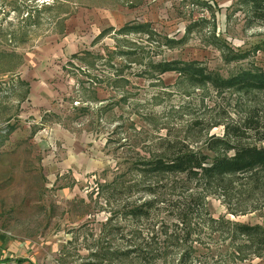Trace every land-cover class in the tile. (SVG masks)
Segmentation results:
<instances>
[{"label":"rangeland","instance_id":"374dc122","mask_svg":"<svg viewBox=\"0 0 264 264\" xmlns=\"http://www.w3.org/2000/svg\"><path fill=\"white\" fill-rule=\"evenodd\" d=\"M166 61L264 70V19L243 0H0V230L20 257L264 264V169L211 184L145 171L184 144L213 156L231 126L264 148V91L150 65Z\"/></svg>","mask_w":264,"mask_h":264},{"label":"trees","instance_id":"16d2710c","mask_svg":"<svg viewBox=\"0 0 264 264\" xmlns=\"http://www.w3.org/2000/svg\"><path fill=\"white\" fill-rule=\"evenodd\" d=\"M244 3L249 5V12L252 18L258 17L264 19V0H243ZM142 26L137 27L140 29ZM125 31L121 29V32ZM122 56H134V51H120ZM247 55L242 53L241 56ZM235 57H239L237 54ZM234 58V57H233ZM154 69L159 70L161 73L166 71H176L184 78L191 80L193 83L204 85L205 83H212L215 87L221 89L234 88L239 91L263 90L264 91V70H241L226 78H220L215 74L206 72L202 67H194L185 62H159L150 64ZM150 67V66H149ZM254 116V115H253ZM244 126L250 130H254L258 134L259 127H257L253 117H247L244 121ZM244 130L240 126H231L227 129V137H213L208 142L207 150L214 152L213 156L202 152H195L186 144L179 148L167 158H158L150 163L145 171L165 173V174H181L190 179L201 180L209 184L214 181H219L229 176V174H237L249 172L252 170L264 169V148L257 147L248 143H241L235 141L242 137ZM236 138V139H235ZM264 139V136L260 137ZM235 139V140H233ZM232 151V153H228ZM147 210L142 208L132 209L130 214L132 217L140 218L146 215ZM182 215V214H180ZM182 222L185 223L186 219L182 216ZM244 229H248L245 226ZM250 228L249 230H254ZM259 242L264 244V236L258 237ZM138 252L135 255L139 260L152 261L157 255L147 252V250L138 251L128 250L125 256H130L129 253ZM129 254V255H128ZM156 256V257H155Z\"/></svg>","mask_w":264,"mask_h":264},{"label":"crops","instance_id":"0c3cea01","mask_svg":"<svg viewBox=\"0 0 264 264\" xmlns=\"http://www.w3.org/2000/svg\"><path fill=\"white\" fill-rule=\"evenodd\" d=\"M19 252L17 241L0 230V264H37L31 261L27 255L20 257Z\"/></svg>","mask_w":264,"mask_h":264}]
</instances>
